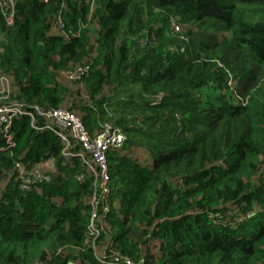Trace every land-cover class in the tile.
I'll return each mask as SVG.
<instances>
[{"label":"trees","instance_id":"16d2710c","mask_svg":"<svg viewBox=\"0 0 264 264\" xmlns=\"http://www.w3.org/2000/svg\"><path fill=\"white\" fill-rule=\"evenodd\" d=\"M5 1L0 102L125 140L103 192L39 118L0 129V264H264V0Z\"/></svg>","mask_w":264,"mask_h":264},{"label":"built area","instance_id":"2783aa9c","mask_svg":"<svg viewBox=\"0 0 264 264\" xmlns=\"http://www.w3.org/2000/svg\"><path fill=\"white\" fill-rule=\"evenodd\" d=\"M14 0H6L13 7ZM12 16L8 20H11ZM56 28L59 35L66 37L61 21H56ZM87 73L86 67H76L69 71H64L61 76L69 81H79ZM10 95L9 80L6 76L0 74V96L1 100H5ZM18 115H24L31 119L32 123L39 118L41 126H34L37 131H51L56 134L64 146L63 155L66 160L77 158L81 161L83 167L96 179H101L103 192H106V183L109 181L107 154L110 151L119 150L124 143V136L117 130L104 127V130L96 135L91 136L84 128L79 117L65 110H44L39 107H33L29 111L23 108L20 103L5 104L0 102V129L6 138V143L10 144L8 131L12 118ZM76 144V147L73 146ZM15 169L21 171L19 164L15 165ZM47 174L39 169L30 170L19 177L20 189L29 190L35 182L47 181ZM96 203L92 200V205ZM92 215V220L95 219ZM110 264H140L133 263L128 258H112Z\"/></svg>","mask_w":264,"mask_h":264},{"label":"rangeland","instance_id":"374dc122","mask_svg":"<svg viewBox=\"0 0 264 264\" xmlns=\"http://www.w3.org/2000/svg\"><path fill=\"white\" fill-rule=\"evenodd\" d=\"M9 80V79H8ZM60 81L63 82V83H67L69 81L65 80L62 76L60 78ZM233 82H231L232 84ZM9 87H10V94L12 93V89H11V83H10V80H9ZM73 91L77 90V89H80L79 86H77L76 84H72V86L70 87ZM70 103H72V100H70ZM0 189H1V186H0ZM96 255L98 258H100L99 256V252H96Z\"/></svg>","mask_w":264,"mask_h":264}]
</instances>
